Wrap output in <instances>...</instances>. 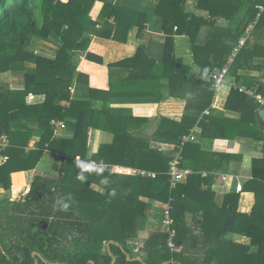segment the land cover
Here are the masks:
<instances>
[{
  "label": "trees",
  "instance_id": "16d2710c",
  "mask_svg": "<svg viewBox=\"0 0 264 264\" xmlns=\"http://www.w3.org/2000/svg\"><path fill=\"white\" fill-rule=\"evenodd\" d=\"M187 1L159 0L154 9V16L162 21L161 29L166 35L162 60L157 66L160 78H166L169 82V94L172 97L187 87L192 67L175 62L171 28L177 26L179 31L181 29L190 38L195 66L200 69L201 76H207L226 64L239 39L244 36L247 25L257 16L258 7H264V0H195L196 9L208 11L211 20L226 17L229 21L227 28L212 32L211 42L208 39L207 44L200 48L196 45L197 34L206 19L186 13L184 8ZM96 2L104 5L98 19L93 22L89 13ZM127 5L125 2L122 7L114 6L106 0H0V75L8 71H23L25 63L36 66L34 74H25L22 90L0 87V138L6 136L11 145L9 150L19 149L22 153L27 141L18 142L16 138L19 135L10 128L11 121L21 120L22 115L35 117L37 128L43 133L27 157V160L31 159L29 164L25 160L24 166L18 165L21 162L18 161L19 153L11 150L12 153L15 151L16 157L11 155L0 165V184L5 190H10L11 173L19 168L34 169L45 150L62 157L56 177L36 175L28 190L15 192L14 198L0 202V264L196 262L186 252L190 234L185 228L184 214L194 198L201 197V202L209 199L212 201L214 193L200 190L199 182L197 188L193 189L189 182L199 178L194 174L193 179L188 177V183L178 184L174 190H170L167 173L168 164L174 158L178 144L197 123V116L192 118L186 115L179 123L163 121L156 126V136L163 143L177 144L171 153L152 149L148 141L139 138V129L149 122L134 118L127 110H109L106 107L96 111L91 103L72 102L70 109L63 112L59 106V102L68 97L67 89L72 85L75 71L80 67V55L85 54L86 65L103 66L102 54L99 48L91 45V37L124 43L134 27L138 29L139 35L144 31L146 13ZM241 10L244 11L240 15ZM110 19H113L112 23H109ZM33 39L52 40L57 46L55 58L48 59L28 53L26 49ZM207 51L212 53L208 57L212 62L204 66L202 62L208 58H204L203 54L207 55ZM257 59L258 62L255 61ZM142 60L151 64V69L156 65L144 49L139 47L133 58L111 67L139 69ZM230 69L233 70L234 85L221 110L214 106L215 90L210 89L208 95L206 90L204 92L205 105L202 108L209 110V114L197 124L202 129L200 136L211 140H227L235 136L251 139L262 145L264 154V132L256 119L263 106L256 96L264 100V83L259 78L242 74L243 71L264 70V10L252 33L233 58L227 75ZM89 81L87 75L78 73L76 85L85 84L92 101L96 99L94 94L97 90L91 89ZM248 91H251V95L247 94ZM29 96H44L45 100L37 107H27L25 99ZM226 110L237 113L238 118H225ZM51 120L65 121L67 127L74 130L73 139H53ZM89 128L109 132L114 140L110 146H100L92 157V162L107 165L108 169L99 175L85 173L88 180L81 182L75 159L78 157L84 160L86 157ZM190 143H186L182 151V169L191 168L188 164L191 155L197 154L201 162L207 156L200 152L198 145ZM6 153L10 154V151ZM115 165L156 176L148 178L114 174L110 168ZM252 166L253 177L247 188L252 190L253 183L258 186L260 184L261 190L264 186V156L260 160H253ZM103 178L108 179L107 185L101 184ZM92 184L102 186L106 192L103 195L95 192L90 188ZM117 186L125 194L118 193ZM113 191L114 195L111 194ZM169 198L172 199L171 218L176 231L174 242L177 250L171 252L167 248L168 235L163 229H158L142 242L141 259H135V255L127 249V242L136 239L138 231L145 227V211L153 202L166 204ZM58 201L68 203V208L61 210L62 204ZM101 217L107 219L101 221ZM230 218L228 231L233 230L236 215ZM110 220L112 229L108 227ZM252 244L258 245L259 251L256 255L246 256L244 264H264V237L261 240L257 236L253 237Z\"/></svg>",
  "mask_w": 264,
  "mask_h": 264
},
{
  "label": "crops",
  "instance_id": "0c3cea01",
  "mask_svg": "<svg viewBox=\"0 0 264 264\" xmlns=\"http://www.w3.org/2000/svg\"><path fill=\"white\" fill-rule=\"evenodd\" d=\"M106 1L119 7H122L126 2L128 7L146 13L145 29L139 35L138 29L134 27L129 31L124 43L97 36L91 37V45L99 48L98 50L102 54L103 66L84 64L85 54H82L78 57L80 62L78 71L89 77V86L92 90H97L94 94L96 99L93 98L90 101V94L85 84L76 85L79 72L75 71L73 83L67 89L68 97L62 99L59 106L63 112L70 109L72 102L91 103V107L96 111L106 107L109 110H127L134 118L145 119L149 122L139 129V138L148 141L152 149L171 153L177 144L163 143L156 136V126L161 122L164 123L163 121L179 123L186 115L192 118L197 116V123L191 128L189 134L183 136L182 139L192 135L195 140L190 141V144L198 145L200 152L207 156L203 162L197 154L190 156L188 164L191 165V168H185V170L192 172L190 178L193 179L194 175L199 178L190 182V178H186L183 184L192 183L190 186L196 189L199 182L200 190H210L214 193V198L212 201L209 199L206 202H201L199 201L201 197H199V199L194 198L189 202L188 210L184 214L185 228L190 234L186 252L196 261L195 264H244L247 261L246 256L256 255L259 251L258 245L252 244V238L257 236L258 240H261V237H264V186L262 185L260 190V184L258 186L252 183L254 185L250 186L252 190L247 188L253 177V160H260L264 156L262 145L251 139L237 136L227 140L204 139L200 136L202 129L197 126L198 122L209 114V110L202 108L205 105L203 102L205 90L207 95L210 89L215 90L214 106L221 110L227 94L234 85L233 78L231 77L232 82L227 85L214 88L210 81L212 72L207 76H201L200 69L194 63L195 57L190 38L182 33L181 29L179 31L177 26H174L171 28V33L174 38L173 56L175 62L191 66L192 71L188 76L187 87L178 95L170 96L169 82L166 78H160V69L157 66L162 60L166 37L161 29L162 21L154 16V9L159 0ZM195 3V0H188L184 9L189 15L193 14L197 18L206 19L196 39V45L201 48L207 44L208 39L211 42L212 32L227 28L229 21L226 17H215L211 20L209 12L196 9ZM103 5L102 2H96L91 8L89 17L93 22L98 19ZM243 11L241 10L240 15ZM260 14L258 10L255 19L257 17L259 19ZM254 21L247 25L246 31ZM112 22L113 19H110L109 23ZM139 47L144 49L151 62H155V70L154 68L151 69V64L145 60L141 61L139 64L141 68L139 69L111 67L115 63L133 58ZM26 51L35 56L54 59L57 46L52 40L33 39ZM203 56L207 59L212 56V53L207 51V55L203 54ZM255 61L258 62L259 60ZM209 62L212 60L208 58L202 63L204 66H208ZM35 71L36 66L33 63H25L23 71L2 73L0 75V87L22 90L25 74H34ZM242 74L259 78L264 83V70L260 72L243 71ZM112 84L114 85L113 88H111ZM44 100V96H29L25 99V104L27 107H37L43 104ZM261 100L263 99L261 98ZM75 114L77 115L78 112L76 111ZM224 116L229 119H237L239 115L226 110ZM20 118L22 119L19 121L12 120L10 128L19 135V138H16L18 142L27 141V144L23 147L22 153L19 152V149L11 150L18 151V161H21L18 165L24 166L25 160L26 164H29L31 159L27 160V157L32 153L34 145L40 141L43 133L38 130L35 117L22 115ZM51 126L53 127V139H73L74 130L67 127L65 121L51 120ZM87 136V153L84 160L89 162H92V157L98 152L100 146H110L114 140V136L109 132L98 131L94 128L88 129ZM3 143L4 147L0 146V165L6 162L11 155L16 157L15 151L12 153L9 150L11 145L6 136L0 138V145ZM21 145L18 144L17 146ZM15 148L19 147L15 146ZM7 150L10 151V154L6 153ZM75 160L82 159L76 157ZM61 163L62 157L60 155L48 150L43 151L34 169L19 168L11 173L10 190H5L0 184V202L14 198V193L21 188V191L28 190L36 175L47 178L56 177ZM204 173L206 174L205 177L203 176ZM239 184L243 186V190L238 193L235 188ZM90 188L101 195L106 192V189L97 184H92ZM117 188L119 189L118 186ZM256 194H258L257 198ZM143 200L148 202L146 199ZM164 205L161 207L160 203L153 202L152 206L145 211L147 217L145 227L138 231L136 239L127 242V249L135 255V259H141L142 242L158 229H162L157 212L160 213ZM233 214L236 215L235 225L232 231H228L230 217Z\"/></svg>",
  "mask_w": 264,
  "mask_h": 264
},
{
  "label": "built area",
  "instance_id": "2783aa9c",
  "mask_svg": "<svg viewBox=\"0 0 264 264\" xmlns=\"http://www.w3.org/2000/svg\"><path fill=\"white\" fill-rule=\"evenodd\" d=\"M258 10H259V13H262L264 10V7L259 6ZM257 19L258 17L250 25L245 35L239 39L236 48L233 49L226 64L220 70L213 72L210 75V80L212 82L213 87L215 88L221 87L222 83L224 82L225 77L227 76V72H228L230 64L233 61V58L235 57L237 51L244 45L246 38L249 36L250 32L253 30ZM247 94L251 95V92H247ZM256 98L264 105V101L261 100L260 97L256 96ZM193 140H194V137H192V135L189 137L183 138L178 144L174 158L168 164L169 169H168L167 176L169 177L170 190H174L178 184L184 183L186 178H188L192 174L191 171L182 169L180 167V163L182 160V151H183L185 144ZM0 146L4 147V143L1 144ZM91 163H94L98 167L102 168L103 169L102 172H105L108 169L107 165L97 164L95 162H91ZM110 169H111V172H113L114 174H118V175L127 174L131 176H141V177H148V178H155L156 176L153 173H147V172L133 170L129 168H123L121 166H116V165L112 166ZM203 176L205 177L206 174L204 173ZM242 190H243V186L241 184L237 185L235 188V191L238 193L242 192ZM171 203H172V199L169 198L168 202L164 205V208L161 211V214H162L161 226L164 232L168 235L167 240H166L167 248L171 252H175L177 250V246L175 245V242H174V238L176 237V231L173 228L174 222H173V219L171 218V210H172Z\"/></svg>",
  "mask_w": 264,
  "mask_h": 264
},
{
  "label": "clouds",
  "instance_id": "9594fccd",
  "mask_svg": "<svg viewBox=\"0 0 264 264\" xmlns=\"http://www.w3.org/2000/svg\"><path fill=\"white\" fill-rule=\"evenodd\" d=\"M76 166L79 169L78 179L81 182H86L88 180V176L85 175V173H89V174L96 173L97 175H99L103 171V169L98 167L96 164L85 160H78L76 162ZM108 183L109 181L107 178H103L101 180V184L107 185ZM111 194L114 195L115 192L113 191ZM58 203L62 204L61 210H66L69 206L68 203H64L63 201H58Z\"/></svg>",
  "mask_w": 264,
  "mask_h": 264
},
{
  "label": "rangeland",
  "instance_id": "374dc122",
  "mask_svg": "<svg viewBox=\"0 0 264 264\" xmlns=\"http://www.w3.org/2000/svg\"><path fill=\"white\" fill-rule=\"evenodd\" d=\"M199 31L201 32V29H199ZM200 32H198L199 34H200ZM252 33V32H251ZM199 34H197V35H199ZM236 48V47H235ZM234 48V49H235ZM232 72H233V70L232 69H230V73L225 77V79H224V82L222 83V85L223 86H225V85H227L229 82H232ZM22 190V188L21 189H19V191H21ZM18 191V192H19ZM116 191L118 192V193H122L123 192V190H122V188H119V189H116ZM17 193V192H16ZM22 193V192H21ZM20 195V194H19ZM121 202H122V200H121ZM161 205V207H162V205L163 204H160ZM93 205H91V207H92ZM95 206V205H94ZM163 209V208H162ZM162 209H161V211H162ZM78 210V209H77ZM158 213V216L160 217L159 218V223L161 224V221H162V214H161V212L159 213V211L157 212ZM114 217H115V214L113 215ZM108 217V216H107ZM107 217L106 218H104V217H101V221H103V220H105V219H107ZM109 219H111L110 217H108ZM112 220H110L109 221V229H112L113 228V226H110V222H111ZM158 223V222H157ZM156 223V224H157Z\"/></svg>",
  "mask_w": 264,
  "mask_h": 264
},
{
  "label": "water",
  "instance_id": "95a60500",
  "mask_svg": "<svg viewBox=\"0 0 264 264\" xmlns=\"http://www.w3.org/2000/svg\"><path fill=\"white\" fill-rule=\"evenodd\" d=\"M256 119L259 127L264 132V105L258 111Z\"/></svg>",
  "mask_w": 264,
  "mask_h": 264
}]
</instances>
